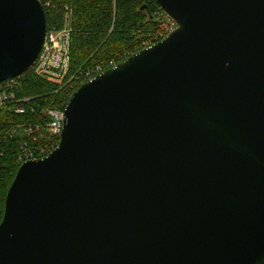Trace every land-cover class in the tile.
<instances>
[{"label": "water", "instance_id": "95a60500", "mask_svg": "<svg viewBox=\"0 0 264 264\" xmlns=\"http://www.w3.org/2000/svg\"><path fill=\"white\" fill-rule=\"evenodd\" d=\"M177 28L84 82L22 163L0 264H264V0H154ZM39 0H0V84L35 63Z\"/></svg>", "mask_w": 264, "mask_h": 264}, {"label": "trees", "instance_id": "16d2710c", "mask_svg": "<svg viewBox=\"0 0 264 264\" xmlns=\"http://www.w3.org/2000/svg\"><path fill=\"white\" fill-rule=\"evenodd\" d=\"M39 1L45 11L46 28H59L63 20V4L68 3L69 0ZM47 2L49 7L44 6ZM100 4L104 5L105 12L103 13L102 10H98ZM70 8L72 10L69 41L71 64L68 77L76 72L81 74L88 69H93L91 67L97 63L109 62L127 52H131V54L138 52L141 42L146 40L147 36L133 34L132 29L134 30L136 21L145 20L144 23H140V28L144 30L152 27L154 31L158 23L152 13L160 11L154 0H75L73 3L71 2ZM113 14L115 15L114 19ZM111 26L112 29H110ZM151 33L153 32L148 34ZM107 34L109 38L102 44V39ZM79 45L83 47L82 50H78ZM123 60H120L119 63ZM109 68L111 66L105 69ZM75 78L70 81L74 83L71 94L81 86V83L77 82L81 77ZM59 88L60 86L55 82L37 76L33 74L32 70H29L21 75L20 87L9 95V101L13 105L17 102V105L24 107L25 112L23 114L16 113L13 106L0 107V222L4 214L6 194L20 166L18 163L19 146L21 141L26 139L21 132L7 138L4 131L12 124L14 125L11 127H16L18 124L23 126L43 123L45 116L41 105L47 103L45 102L47 100L49 103H53L61 93V91L56 92L60 90ZM22 99H26V101H21ZM31 106L33 110L29 109ZM50 141H55L53 145L55 147L59 142V137L52 138L45 134L39 143L46 144ZM8 173H13L11 180L7 176Z\"/></svg>", "mask_w": 264, "mask_h": 264}, {"label": "built area", "instance_id": "2783aa9c", "mask_svg": "<svg viewBox=\"0 0 264 264\" xmlns=\"http://www.w3.org/2000/svg\"><path fill=\"white\" fill-rule=\"evenodd\" d=\"M46 6V4H44ZM68 8L66 7V10ZM160 10V9H159ZM156 15L161 16L162 18H165L168 22V28L163 31L165 34L162 36H150L153 39H155L154 42L148 44L145 48H148L159 41L165 39L168 37L176 28L177 25L161 10L156 13ZM70 18L67 17L65 20V25L67 27L66 30H62L57 32L54 28L47 29L44 42L42 45V49L31 67L30 70L42 78H45L49 81L55 82L58 85L63 84L64 81L70 82L72 78H74L77 74H74L70 78H68L69 73V40H70V28H69ZM167 24L161 25V29H164V26ZM171 25V26H169ZM69 28V29H68ZM124 61V60H123ZM115 65H112V67ZM100 65H97L95 69H88L86 70L82 75H86L91 73L92 71H98V74H100L103 71L101 70ZM97 74V75H98ZM96 76V75H95ZM20 80L21 76H18L16 78H13L11 80L5 81L0 84V107H6V106H13L16 113L23 114L25 112L24 107L17 105V102H13L15 105H13L9 101V95L15 90L20 87ZM21 101H26V99H22ZM66 105L62 108L61 111L57 112H51V111H45L43 114L45 116V121H43V127L39 126H33L31 124L25 125L22 127V134L25 136V140L20 144L21 148H23V158L21 156V164L26 161H35L40 160L48 156L55 148L52 147V151H42L41 149L42 145L46 144H39V141L43 138V131L45 134L50 135L52 138L54 137H60V133L62 131V114L63 110ZM30 110H33L31 107ZM17 130V129H16ZM16 130L12 131V135H17L18 132ZM43 130V131H42ZM39 146L40 148L36 153L35 151L29 150V147L31 146ZM35 147V146H34ZM28 150V151H27ZM35 153V154H34Z\"/></svg>", "mask_w": 264, "mask_h": 264}, {"label": "rangeland", "instance_id": "374dc122", "mask_svg": "<svg viewBox=\"0 0 264 264\" xmlns=\"http://www.w3.org/2000/svg\"><path fill=\"white\" fill-rule=\"evenodd\" d=\"M73 1H75V0H69L68 1V3L66 2V3H64L63 5H64V13H63V20H62V25L59 27V28H55L54 27V29L57 31V32H59V31H62V30H66L67 29V27H66V25H65V20H66V18L67 17H69V18H71V16H72V10H71V8H70V4H71V2L73 3ZM46 4V7H49V3L47 2V3H45ZM66 7L68 8L67 10H66ZM96 8H98V6H96ZM103 8H104V5H101L100 4V7L98 8V10H102V13L103 12H105L104 10H103ZM114 13V12H113ZM156 13L157 12H153L152 13V15H153V18L155 19V21L158 23V26L156 27V29H154V31H153V29H152V27L151 28H146V29H141L140 28V23H144L145 22V20L143 21V20H137L136 22H137V24H136V26H135V28H134V30L132 29V31H133V34H139L140 36L142 35L143 37H146L147 36V38H146V40H143V42H141V46H140V50H142L144 47H146L148 44H150V43H152V42H154L155 41V39H153L152 37H150V36H154V35H156V37L157 36H160V35H164L165 34V32H163V31H165L168 27V22H167V20L165 19V18H162L161 16H158V15H156ZM115 18V15L113 14V19ZM167 24V25H165L164 26V29L162 28H160L161 27V25H163V24ZM169 26H171V25H169ZM69 28H70V32H71V25H70V23H69ZM68 28V29H69ZM155 28V27H154ZM110 29H112V26L110 27ZM153 32V33H151L150 35L148 34L149 32ZM110 33V32H109ZM132 34V33H131ZM149 35V36H148ZM109 38V36H108V34L106 35V37L105 38H103L102 39V44L104 43V41L106 42L107 41V39ZM111 39V38H110ZM70 41V40H69ZM83 49V47L82 46H78V50H82ZM98 49V48H97ZM97 49H95L96 51H97ZM139 50V51H140ZM95 52V51H94ZM130 54V55H129ZM132 54H134V53H132ZM131 54V52H127V53H125V54H123V55H120L119 57H116V58H114V59H111L109 62L108 61H104V62H102V63H97L95 66H93V67H91V68H93V69H95L96 67H97V65H100V66H102L101 67V70H99V73H100V71H105L106 69L105 68H107V67H109V66H111L112 67V65H116L117 64V62L119 63V61L120 60H123L127 55H129V56H131L132 55ZM69 55H70V49H69ZM129 56H127L125 59H127ZM70 57V56H69ZM70 64H71V60H69V63H68V65L70 66ZM78 72H76L75 74H77ZM84 72H82L81 74H77L75 77V79H77V77H81V75L83 74ZM34 74V73H33ZM98 74V71H92L91 73H89V74H86V75H84V76H82L81 78H80V80L79 81H77L79 84L81 83V85L84 83V82H86L87 80H89V79H91V78H93V77H95V75H97ZM74 74H71L68 78H70L71 76H73ZM79 75V76H78ZM60 86V90H58V91H56V92H59V91H61V93L58 95V97L55 99V101L53 102V103H49L48 102V100L47 101H45V102H47V103H43L42 105H41V110H43V113H45V111H51V112H57V111H61L62 110V108L64 107V105H66L67 104V102H68V99H69V97L71 96L70 94H71V92L73 91V86H74V83H71V82H67V81H64L63 82V84H61V85H59ZM76 88V87H75ZM16 90V89H15ZM14 90V91H15ZM54 94V93H53ZM56 94V93H55ZM49 103V104H48ZM48 104V105H47ZM43 106V107H42ZM31 108H33L32 106H31ZM20 114V113H19ZM12 125H14V124H12ZM12 125H10V126H8L6 129H5V131H4V134H5V136L7 137V138H10V137H12V131L13 130H18L19 132H21L22 133V127L23 126H25V125H23L22 126V124H18V126H14V127H11ZM28 125V124H27ZM31 125H33V126H39V127H43V123H36V124H31ZM16 130V131H17ZM17 131V132H18ZM43 131V130H42ZM18 134V133H17ZM45 135V132L43 131V136ZM24 136V135H23ZM25 137V136H24ZM58 138V137H57ZM43 139V138H42ZM23 141H21V143H22ZM20 143V144H21ZM59 143V142H58ZM39 144H41V143H39ZM55 144V141H50V142H47L46 143V145H42L40 148L41 149H43L42 151H46V152H48V151H52L51 149H52V147H53V145ZM58 145V144H57ZM35 146V147H34ZM34 146H31V147H29V150H32V151H35V153L40 149V148H38L39 146H36V145H34ZM57 147V146H56ZM19 151H20V154H19V158H18V163L21 165V161H20V159H21V156L23 155V152H24V150H23V148H21V146H19ZM28 151V150H27ZM34 153V154H35ZM22 158H23V156H22ZM12 172H14V171H12ZM13 173H8L7 174V176H9L8 178H10V180H11V178L13 177V175H12ZM6 179H7V177H6ZM9 185V184H8Z\"/></svg>", "mask_w": 264, "mask_h": 264}]
</instances>
